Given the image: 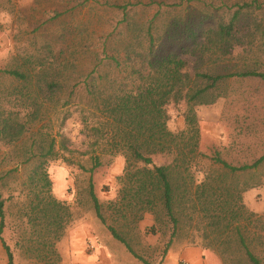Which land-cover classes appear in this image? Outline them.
Masks as SVG:
<instances>
[{"label":"trees","instance_id":"1","mask_svg":"<svg viewBox=\"0 0 264 264\" xmlns=\"http://www.w3.org/2000/svg\"><path fill=\"white\" fill-rule=\"evenodd\" d=\"M122 1L113 7L122 11L125 21L134 6H147L143 0ZM147 1L159 10L147 27L136 28L144 32L148 46L133 62L129 59V83L118 85L115 79L108 82V90L98 89L97 81L104 78L94 69L79 88L80 96L96 103L93 111L82 108L79 116L84 142L99 153L93 155L89 172L101 166L102 156L123 159L116 197L101 203L91 178L79 189L76 206L57 199L48 169L60 155L55 138L41 131L16 156L28 167L18 195L22 198L17 213L21 235L16 245L36 264H61L57 245L78 218L76 212L88 206L110 236L143 264L151 263L135 252L128 236L139 230L147 215L153 218L148 233L168 235L162 258L185 219L201 234L203 248L216 253L222 264H264V214L252 211L244 199L248 191L264 186V153L239 166L220 153L208 157L200 150L196 110L218 102H230L235 110L239 105L235 123L247 126L240 135H250L252 122L264 117L260 88L237 93L235 86L249 81L264 90V0ZM184 5L186 15L175 17L156 38L152 31L162 8L173 13ZM9 6L13 7L12 0H0V12ZM22 67L24 72L17 68L5 72L24 83L22 89L10 91L0 106V141L6 146H12L39 119L42 103L38 99L52 104L65 94V84L50 61L33 63L27 56ZM33 84L36 99L30 98ZM74 94L71 91L70 97ZM181 103L186 106L184 126L173 132L168 108ZM66 144L63 138L65 152ZM157 157L164 158V164L155 165ZM1 182L0 178V240L8 264H16L3 238L7 213Z\"/></svg>","mask_w":264,"mask_h":264},{"label":"rangeland","instance_id":"2","mask_svg":"<svg viewBox=\"0 0 264 264\" xmlns=\"http://www.w3.org/2000/svg\"><path fill=\"white\" fill-rule=\"evenodd\" d=\"M143 1L147 6H134L128 12L126 21L122 11L113 7V3L122 4V0H12L13 7L0 12V106L7 102L4 97L10 91H18L24 85L5 72L16 68L24 72L21 66L27 56H31L33 63L39 61L45 64L50 61L65 84V94L57 102L51 104L38 99L42 103V114L37 121L29 124L18 141L12 146L0 141L1 191L6 200L7 213L3 238L12 249L16 264H36L16 245L21 235L17 228V213L22 198L18 195L28 173V167L21 165V158L16 159V156L20 154V147L30 142L35 134L43 131L56 140L60 158L50 163L48 171L57 199L76 206L79 189L86 186L91 178L101 203L105 204L118 193L119 185L113 171L120 157L111 161L109 156H102L101 166L93 173L89 172L94 165L93 155L99 153H93L92 148L84 142L79 116L82 108L93 111L96 103L86 95L80 96L79 88L85 76L94 69L104 78L97 81L98 89L108 90V82L115 79L118 85L129 83L132 72L129 59L132 58L133 62L137 54L144 52L148 46L144 32L136 28L147 27L159 10L157 5L149 6L147 0ZM132 3L136 1L132 0ZM162 9V17L155 20L152 31L156 38L164 34L166 25L175 17L187 13L185 5L173 13L166 11L165 7ZM127 54H130L128 58ZM34 84L29 90L32 99H36L32 93ZM235 86L237 93H254L256 88H260L264 114V90L259 85L246 81ZM71 91L75 93L72 97ZM238 106L235 110V105L230 102H218L196 109L201 131V152L208 157L220 153L224 160L236 166L250 163L264 153V117L252 122L250 135H240L241 128L247 126L235 123ZM185 110L183 103L169 106L168 125L173 132L183 128ZM63 138L67 140L69 149L66 152L61 148ZM164 162L165 159L161 157L154 160L155 165ZM205 163L209 166L208 161ZM244 199L252 211L264 214V186L248 191ZM76 213L78 218L57 245L61 264H143L110 236L96 218L94 210L86 206ZM152 224L153 218L147 215L139 230L128 236L135 252L149 263L192 264L184 257L189 249L199 248L204 264H222L216 253L203 248L201 234L197 229L190 228L185 219H182L174 246L162 258L168 235L148 233ZM187 258L195 260L193 255Z\"/></svg>","mask_w":264,"mask_h":264},{"label":"crops","instance_id":"3","mask_svg":"<svg viewBox=\"0 0 264 264\" xmlns=\"http://www.w3.org/2000/svg\"><path fill=\"white\" fill-rule=\"evenodd\" d=\"M117 167L114 169V174L117 177L118 175H120L123 171V166H124V162L122 159H119V161H117ZM174 246V245H173ZM172 246V247H173ZM170 251V250H169ZM194 256L195 260L191 261L189 260L187 257L190 258V256ZM188 262H191L192 264H204V260H203V255H202V250L199 248H192L189 249L187 251V256L184 257ZM0 264H8V260H7V256H6V252L3 248V245L1 243L0 240Z\"/></svg>","mask_w":264,"mask_h":264},{"label":"built area","instance_id":"4","mask_svg":"<svg viewBox=\"0 0 264 264\" xmlns=\"http://www.w3.org/2000/svg\"><path fill=\"white\" fill-rule=\"evenodd\" d=\"M183 264H189V263L184 262Z\"/></svg>","mask_w":264,"mask_h":264}]
</instances>
